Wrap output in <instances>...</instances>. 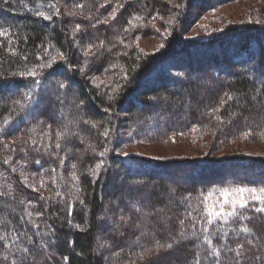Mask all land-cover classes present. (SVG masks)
Segmentation results:
<instances>
[{"label": "trees", "instance_id": "16d2710c", "mask_svg": "<svg viewBox=\"0 0 264 264\" xmlns=\"http://www.w3.org/2000/svg\"><path fill=\"white\" fill-rule=\"evenodd\" d=\"M202 3L205 0H0V28L8 30L11 40L9 44L0 37V264H195L197 258L201 264H216L209 255L212 248L220 251L219 264H235L236 259L240 264H264V212L256 211L264 204L250 201L237 208L238 219L212 224L204 207L206 199L223 189L264 187L259 172L264 157L233 155L223 162L209 159V152L180 160L176 163L189 172L204 168L209 176L179 186L132 176L121 164L127 162L140 173L144 167L165 171L164 162L119 156L112 147L120 134L155 142L172 131L188 134L191 126L199 132L201 126L217 137L210 142L212 151L237 139L245 130L241 118L249 115L253 117L247 128L264 140V78L255 80L254 72L264 70V32L262 38L254 37L263 26L252 23L225 37L238 29L226 25L219 31L225 33L220 41L188 42L183 27L192 24L191 11L213 8L200 7ZM40 12L51 19H43ZM159 30L166 32L161 47L143 54L134 38L160 35ZM227 44L234 54L246 56L220 60L230 56L224 51ZM192 53L198 56L196 62ZM51 56L56 63L41 69ZM165 61L182 76L172 78L162 71ZM158 67L162 81L155 79ZM31 68L41 73L38 83L19 75ZM209 68L214 72L205 78L217 89L193 108L191 104H199V89L187 72ZM29 91L31 105L23 100ZM245 96L256 98L258 110ZM222 98L227 103L221 105ZM178 114L184 120L173 125L170 116ZM161 122V130L141 134L143 125ZM101 160L102 169L93 175ZM236 166L254 173H238ZM214 167L221 173L213 172ZM120 179L123 182L117 183ZM124 200L127 206H122ZM245 226L249 233L241 230ZM156 241L173 247L154 251ZM241 244L243 254L237 258Z\"/></svg>", "mask_w": 264, "mask_h": 264}, {"label": "rangeland", "instance_id": "374dc122", "mask_svg": "<svg viewBox=\"0 0 264 264\" xmlns=\"http://www.w3.org/2000/svg\"><path fill=\"white\" fill-rule=\"evenodd\" d=\"M206 4L212 5L213 6L212 10L209 9V10L202 11V10L196 9L195 11H191L192 24L190 26L183 27V32H184L183 39L184 40L186 39L188 42H193V43L194 42L195 43H208L211 41L217 42V41L222 40L220 37L224 36L225 33L223 35H220L219 31H222V28L225 27L226 25H228V27H231V28L233 27L238 28L235 32L226 33L227 36L225 37H229L232 34H238L241 31L246 30L247 28H245L244 26H252V23L259 25L260 27L263 26L262 29L260 28L259 31L254 34L255 39L262 38L263 32H264V0H205V3H202L200 7H203ZM166 20H169V19L166 18ZM138 30L139 32L141 31L140 28H138ZM157 32L161 34L160 35L148 34L149 37L146 36V37H136V39L134 38V41H136V44H137L136 45L137 48H139V50L142 51L143 54H148V53L152 54L161 47V40H163L162 37L165 36L166 32L165 30L164 32H160V30ZM213 37H217V39L207 40ZM261 44H262L261 49L264 52V42H262ZM230 45L231 44H227L224 47V51L225 52L228 51L230 56L225 55V54L223 57L220 56L222 57V59L220 60L225 61L226 63H228V61L232 59L231 57H234L233 55L235 54H236L235 56H237L236 59H239L240 57H244L245 55L244 53L241 54V52H238V51H235V54H234L233 49L228 47ZM232 45L235 47L236 44L233 43ZM186 46L188 45H184L183 47H186ZM241 46L242 48H245V45L242 44ZM238 54L239 55L241 54V55L238 57ZM191 56L194 62L198 60V56L194 54ZM254 59H256V57H254ZM242 62H246V61L242 60ZM161 65L165 66V68L162 69V71L166 73L167 71H169L168 73L172 78L178 75L182 76L180 73L170 70L173 68H177L175 65H173V63L165 61ZM169 66H171V68H169ZM155 71H156L155 74L157 76L155 77V79H157L158 81H162V78L158 77L160 75L159 67L156 68ZM211 72H214V71L213 69H210V68L206 71L202 70L199 72H193V71L187 72V75L191 78V83L193 85L194 84L196 85L197 90L199 89V92L197 94V98H198L197 101H199V104L197 103L195 105L191 104L193 108L198 109L199 107L197 106H200L201 102H204L206 93L210 92L211 90L213 91L217 89L214 83L210 82L209 80L205 78V76ZM254 72L256 73L255 80L256 79L261 80L264 78V70H259V71L254 70ZM218 78H220V75L218 76ZM45 90H47V87H45ZM245 98L252 105L253 109L258 110L257 109L258 102L256 98H252L251 96H247V97L245 96ZM257 112L258 111H256V113ZM235 114L238 117L241 116V114L238 112H236ZM174 115L170 116L171 118L173 117L171 119V122L173 123V125L175 123L182 124L181 121L184 120V118L182 119L180 114H178L179 117H174ZM257 115L259 116L258 113L256 114V116ZM252 117H253L252 115H249V116H243L241 118L242 120L241 123L243 124L244 126L243 129L245 130L242 131L241 134H239L240 137L238 136L237 139L230 141L229 143L230 145L218 147L215 149L212 148V151H209L210 146H211L210 142L214 138L215 139L213 141H216L217 137L214 133L210 131L205 132L206 127L202 128L201 126H200L201 129L199 132H196V129L193 130L194 128L193 126H191L190 129L188 130V132L189 131L191 132L188 134H186L187 131H185V133L183 134L172 131L171 133H168L167 138H163L162 140L155 141V142H146L141 139L132 138L128 134L124 135V137L122 138V134H120L116 136V140L114 143H112L113 144L112 147L113 146L117 147L116 153L119 156L121 155L123 157H126L128 155H136V156H139L143 159L150 160V161L152 159L144 158V157H153V160L159 161L161 162V164L164 162L163 167L165 168V171L153 170V169L149 170L144 167L142 169L143 171H140V173H138L139 169H137V167L130 170L131 164H128L127 162L121 164L122 168L124 170H127L128 173L131 174L132 176L134 175L150 176V177L155 178L156 180H160V181L166 180L169 183L177 184L179 186H190L193 182L192 181L193 178L194 180H197V178H202L203 176H209V171L206 172L204 171L206 169L202 168L203 170H201V172L199 173H197L198 171H196L195 173H191L188 171L187 167H181L182 164L176 163V162H179L180 160L188 159L191 157L203 156V155L206 157L205 154L209 152H210L209 156L211 157L209 159H214V161H219V160L223 161L224 159L233 157V155L239 156L238 158L240 157L251 158L248 156H252V155L264 157V140H259L258 138L259 134H255L254 132L249 130V128H247L248 127L247 125L251 123L250 119ZM164 123L165 122H161L162 126L159 125L158 123H156V125H151V123H147L146 125H143V127H140V132L141 134L147 135L154 130H161L162 127H164L163 126ZM194 133H198L199 135L198 134L193 135ZM161 164H159V166ZM223 167L224 169H226L225 166ZM235 171H237L238 173L241 172V174L242 173H247V174L254 173V171L251 169L248 170V169L240 168L237 166H236ZM213 172L221 173V169L214 167ZM259 172L264 174V167H260ZM227 173H228V170H227ZM195 175H199V176L196 177ZM238 176H240V174ZM121 181L123 182V180L120 179L117 183L119 182L122 183ZM236 187H244V186L230 187L229 188L230 191L228 194L229 200L233 198L239 199V196L237 194L231 192V189H234ZM249 188H252V187H249ZM244 198L247 200V202L255 201L252 198V195L249 193H245ZM127 202L128 201L124 200L122 206L124 205L127 206ZM221 204H224V196L222 195V191H220L217 195L211 196L209 197V199H206V201H204L205 208L207 206L209 208H215L216 210H219ZM224 207L226 211L231 210V204H225ZM238 207L239 206L237 205V208ZM117 209H120V205L117 206ZM109 213L112 214L111 211H109Z\"/></svg>", "mask_w": 264, "mask_h": 264}, {"label": "snow or ice", "instance_id": "6c2138e0", "mask_svg": "<svg viewBox=\"0 0 264 264\" xmlns=\"http://www.w3.org/2000/svg\"><path fill=\"white\" fill-rule=\"evenodd\" d=\"M50 7L55 8L56 5L55 4H50ZM57 14H58V9H57ZM38 15L42 16L43 19L45 20H49L51 19L50 16L45 15L43 12L38 13ZM113 18H115V14H113ZM79 26H77L78 28ZM0 37L2 38H6L9 41V44H11V40L9 38V33L8 30L5 28H0ZM2 46V45H0ZM10 51L12 52L13 55H15V51L14 49H10ZM47 54V53H46ZM59 58L61 60H64V54L63 53H59ZM39 59V58H38ZM56 63V57L55 56H51V58L49 60H47L46 62L40 64V68L41 69H46V68H52V66ZM41 73L37 71L36 68H31L28 69L26 72L24 73H20L19 75H21L24 78L27 77H32L33 80L38 83V81H36V77L39 76ZM61 88H64L65 85L63 83H60L59 85ZM227 95V94H226ZM232 97L228 96V100H231ZM23 100L28 102V105H31L32 103H34L33 101V95L32 92H26L23 96ZM17 103H20V101H17ZM38 103V102H37ZM227 103V101H225L223 98L221 99V105ZM25 107V105L23 103H21V108ZM219 109H215V111H218ZM105 111H107V109H105ZM217 119H219V117H217ZM49 127H51L49 125ZM195 130V129H193ZM47 135V133H46ZM57 136L62 138L63 137V133H57ZM56 148H60V144L57 143L56 144ZM107 151V149H105L104 152H101L99 155L101 157H103L105 155V152ZM5 163H7V161H5ZM37 164L40 163L39 160L36 161ZM73 168H75V165H72ZM103 167V161L101 160L100 162H98L95 166V170H93V175H98L99 174V170L102 169ZM53 171H55V169H53ZM73 178L75 179V175L73 174ZM229 189H223L222 190V195L224 196V204L220 205L219 210H216L215 208H209L206 206V215L208 217H210V219L208 220L209 224H212L215 220L219 219L221 222L227 223L229 221V219H238V212H237V205L239 206V208L243 209L245 207H247L248 202L247 200L244 198V194L245 193H249L252 195V198L259 204H264V187H261L259 189L257 188H246V187H236L234 189H231L232 193H235L239 196V199L233 198L231 200H229L228 198V194H229ZM225 204H231V210L230 211H226L224 205ZM257 212H264V207L262 208H257L256 209ZM69 215H71V212H69ZM123 219V217L121 218ZM180 225L183 228L184 226V221H180ZM243 232L245 233H249L251 231V229H249L247 226L243 227L241 229ZM143 235V233H142ZM3 237H0V240H2ZM206 244H211L210 240L205 239L204 241ZM173 247L172 243H167V244H161L159 241H156L155 244V249L154 251H160L161 249H171ZM236 251V255L237 258H239L242 254H243V245H238ZM210 256H212L214 258V260L216 261V264H219L220 261V251L217 248H212L211 252L209 253ZM142 258V257H141ZM5 260H7V257H4ZM256 259H260V257H256ZM13 264H15V262L13 261ZM195 264H201L200 259L197 258L195 260ZM235 264H240V260L236 259Z\"/></svg>", "mask_w": 264, "mask_h": 264}]
</instances>
